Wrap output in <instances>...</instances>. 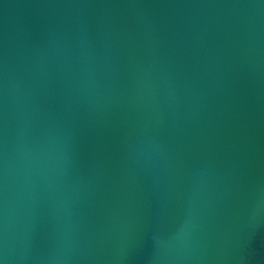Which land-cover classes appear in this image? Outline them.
I'll return each instance as SVG.
<instances>
[{"label":"water","instance_id":"obj_1","mask_svg":"<svg viewBox=\"0 0 264 264\" xmlns=\"http://www.w3.org/2000/svg\"><path fill=\"white\" fill-rule=\"evenodd\" d=\"M0 264H264V0H0Z\"/></svg>","mask_w":264,"mask_h":264}]
</instances>
